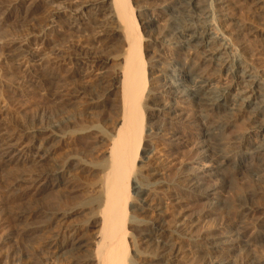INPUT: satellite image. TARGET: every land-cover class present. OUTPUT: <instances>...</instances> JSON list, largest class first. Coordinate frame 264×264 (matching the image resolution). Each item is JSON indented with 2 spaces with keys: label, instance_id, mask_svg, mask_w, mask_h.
<instances>
[{
  "label": "rangeland",
  "instance_id": "obj_1",
  "mask_svg": "<svg viewBox=\"0 0 264 264\" xmlns=\"http://www.w3.org/2000/svg\"><path fill=\"white\" fill-rule=\"evenodd\" d=\"M44 1L46 0H0V138L7 143L6 146L12 147V153L8 157H2V152H0V264H78L79 259L82 261L91 257L94 249L92 235L97 233L99 224V219L96 218L99 210L96 205L100 181L101 167L99 166L109 147L107 138L109 135L110 137L114 135L119 119L118 110L115 109L119 102V89L111 90L110 86L115 81L117 70L122 63L124 43L120 37L118 38L117 33L112 36L114 30H117V24H111L113 25L111 28L99 22L102 15H99L97 10L103 0ZM167 1L171 0H130L131 9L133 8L137 24L142 31L141 51L147 63L151 56H157L160 53L156 47L154 48L153 39L156 31L164 26L165 22L158 17L157 22L160 26L150 32L147 39L144 26L140 21L143 17L141 10L144 6L149 10L150 15L156 17L162 5L168 3ZM75 8L79 10L72 14L85 24L82 30H77L78 32L69 29L66 24L73 16L69 14V11ZM226 14L230 19H235L244 26L245 30L239 39L241 43L245 42L244 45H247L248 52L255 49L256 52L258 51L251 61L257 69L259 67L258 71L260 70L263 78L264 0H229ZM51 17H57V26L49 22ZM162 55L163 57L159 58L160 62L166 63L174 59V55L169 52H164ZM77 61L85 64L84 67L82 66L86 69L84 72L77 70L74 65ZM146 71L148 78L150 77L149 72L150 74L152 72L153 81L151 80L150 84L159 80L157 70L150 69L148 64ZM100 79H103V82ZM99 81L103 85L106 84L105 89L103 85V88H94ZM102 89L108 93L106 98H104L106 93ZM96 95H98V100H96ZM99 96L103 98L102 108L97 106L101 99ZM164 101L173 103L167 98ZM94 103L96 105H93ZM147 104L148 101H142L143 106ZM149 111H143L142 135L144 139L138 151L136 166L142 164V157L150 155L147 150L151 146L146 139L156 137L157 143L162 144L167 138V136L157 138L156 134L159 133V129L156 126L161 121L156 118L155 113ZM190 121L184 118L174 127H186ZM238 125L232 130V134L242 129V124ZM102 134H105L107 138L101 136ZM188 140V142L184 141L186 144L183 142L173 148V155L166 160L167 162L158 164L157 171L161 174L162 180L175 183L181 172L192 163L196 155V141L191 136ZM3 142L1 141L0 144ZM45 149L50 153L45 155ZM154 157L158 158V154L155 153ZM56 167L63 169L66 183L58 189H51L46 184L51 182L53 168ZM233 182L235 189H232ZM233 182L231 187L226 186L222 190L220 198L223 201H235L233 208L236 209L240 207V203L250 202L249 199L253 196V192L257 191L261 194H258L254 202L250 203L252 206L264 207V185L256 184V186L239 177ZM177 185L174 190L179 192L181 191L179 190L180 184ZM132 186L131 182L130 187ZM166 188L157 189L154 195L160 206H166L159 218L164 224L168 223V226L173 227L177 214L180 210L182 212V208L171 206L173 198L170 197L168 191H165ZM234 191L239 193L236 194ZM133 194V190L130 189L127 215L133 214L136 219H141L140 221H149L155 217L156 211L153 209L148 212L139 210L138 197L131 196ZM184 199L183 213L187 210L185 214L190 215L188 217L192 216L190 219L196 218L199 213L200 215L194 219L199 220L191 226L193 231L191 236H194L193 239L196 241L188 237L180 241L181 251L187 257L184 258L186 260L183 259V264H186V261L187 264H204V260L196 252L197 248L194 245L212 242L206 235L208 234L207 229L223 230V232L231 230L234 217L238 212L236 209L237 214L235 211H230L229 215L227 212L218 216L203 214L207 208L205 201L193 200L188 196H184ZM93 200L95 203L92 202ZM132 211L135 212L132 213ZM66 212L68 215L65 216L64 223L53 221L47 225L46 232L42 231L41 227L47 219L58 213L66 214ZM257 217L260 216L256 215L252 220L250 219L253 227L249 233L256 232L252 235H258L260 238L258 244L260 243L259 246H261L264 244V222L258 223ZM127 230V237H129H126V243L129 246L127 256L131 258L134 250L133 243L140 236L139 229L135 226L128 224ZM229 235L231 234L227 236ZM75 240L81 242L84 247L74 252L71 244H74ZM53 244L56 246H52ZM137 245L140 250L145 251L144 253H148V256L152 257L153 254L155 257V251L150 243H137ZM260 249H256L254 255L261 260L264 258V252ZM234 251L232 255H229L233 262L235 260L233 256L236 257L235 261L238 260L235 253L237 251ZM146 264L160 263L154 260Z\"/></svg>",
  "mask_w": 264,
  "mask_h": 264
},
{
  "label": "bare ground",
  "instance_id": "obj_2",
  "mask_svg": "<svg viewBox=\"0 0 264 264\" xmlns=\"http://www.w3.org/2000/svg\"><path fill=\"white\" fill-rule=\"evenodd\" d=\"M228 1L171 0L167 1L168 3L164 6L162 5L156 17L150 15L149 10L144 6L142 10L139 9L143 13V17L140 14V21L144 26L147 39L150 32L160 26L157 22L158 17L165 22L164 26L156 29L157 33L153 39L154 48L156 47L161 54L151 56L148 63L142 57V31L137 24L133 8L131 9L130 0H103L102 5L98 6V14L102 15L99 22L104 23L105 26L109 25L111 28L113 26L111 24H117V30H114L112 36L117 33L118 38L120 37L124 43L123 53L121 52L122 63L117 70L115 81L110 86L111 90L119 89V102L115 108L118 110L119 119L113 136L109 135L107 138L104 136L105 134L101 135L107 138L109 147L99 166L101 167L99 193L97 199L95 198L96 205L99 207L96 216L99 219L98 231L94 236L92 235L94 249L92 253L89 252L91 257H88L89 259L84 257L85 260L81 259L82 261L79 259L78 264H146L154 260L160 264H183L186 255L184 256L181 251L180 241L187 237L196 241L193 239L194 236H191L193 232L191 226L199 220L195 221L194 219L200 215L199 213L196 218L190 219L192 216L188 217L190 215L185 214L187 210H184L185 213H183L185 205L183 203L186 199L184 196L193 200L205 201L207 211L205 209L203 214L209 213L218 216L223 212H227V214H230V211H235L236 214L238 212L234 217L232 229L226 231L231 235L227 236L228 234L226 235L223 230L218 231L210 228L207 229L208 234L206 235L212 242L194 245L197 248L196 252L204 260V264H230L233 261L230 260L232 257L229 258V255H232L234 250L237 251L234 252L237 254L238 260L235 261L236 257L233 256L235 258L233 263L264 264V258L260 260L254 255L258 248L264 252V244L259 246L260 238L258 235H252L256 232L249 233L253 227L250 219L259 215L258 223L264 222V207L252 206L250 203L254 202V198L261 192L252 191L254 194L250 195V202L240 203V207L236 208L237 212L233 208L235 201H223L220 198L222 190L226 186L231 187L237 177L255 185H264V77L262 78L260 70L258 71L259 67L257 69L251 61L258 51L256 52L255 49L248 52L247 45H244L245 42L241 43L240 41V36L245 30L244 26L235 19H230L226 14ZM78 10L75 8L68 11L69 14H72ZM80 20L73 15L66 24L69 29L79 31L85 25ZM49 22L53 26L58 25L57 17H51ZM64 26L67 27V25ZM164 52L174 55V59L171 58L172 60L166 63L160 62ZM146 63L150 69L157 70L156 74L159 80L153 84L149 83L152 80V72L151 74L149 72L151 77L149 79L148 73L146 74ZM74 65L79 72L86 70L83 68L85 64L82 62L77 61ZM156 74L154 75L156 76ZM100 80L103 82V79ZM101 81L94 88L102 87ZM99 91L101 92V90ZM104 93L106 92L104 91ZM98 95H96V100H98ZM104 95L106 98L108 93ZM100 97L97 106L102 108L104 102L102 96ZM166 98L173 103H166L164 101ZM143 100L148 101L146 106L142 105ZM147 110L155 113L156 118L161 121L157 126L155 124L159 129V133L156 134L157 138L165 136L167 138L165 137L164 143L161 144L157 143L156 137H148L149 139L146 141L151 148L147 150V153L150 155L142 157V164L136 166L138 151L144 139L142 135L143 111ZM184 118L188 121L191 120L186 127H174ZM238 124H242V129L232 134V130ZM190 136L196 141V155L193 157L192 163L190 162L191 164L181 172L175 183L162 180L161 174L157 171L158 164L172 156L173 148L183 144ZM145 137H147L146 134ZM1 141L3 142L2 139ZM6 145V142L0 144L2 157H8L12 153V147ZM46 149L48 150V148ZM46 149L44 150L45 155L50 153ZM155 153L158 154V158L154 157ZM44 154L43 156H45ZM53 170L51 182L46 185H49L51 189H58L66 183L63 169L56 167ZM131 182L132 188L130 187ZM178 183L180 184L179 190H181L179 192L174 190ZM163 187H167L165 191H168L171 195L168 196L173 198L171 201V198L168 197L172 202L171 206L182 208V212L180 210V214H177L173 227L168 226V223L164 224L159 218L166 206H160L154 193ZM233 187L232 189H235ZM130 189L134 192L131 196L138 197L139 210L148 212L153 209L156 211L155 217L149 221H140L141 219H136L133 214L127 215ZM234 192L236 193V191ZM55 193L54 195H57ZM243 196L245 197V195ZM92 202L95 203L94 200ZM67 215V212L66 214L58 213L46 221L44 220L46 223H42V231H45L47 225L53 221L64 223ZM128 224L138 228L140 236L136 242L134 240L131 258L127 256L129 248L126 243ZM137 243H150L155 251V257L153 254L152 257L150 255L149 257L148 253H144L145 251L138 248ZM71 245L74 252L84 247L78 241Z\"/></svg>",
  "mask_w": 264,
  "mask_h": 264
}]
</instances>
